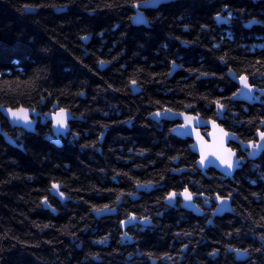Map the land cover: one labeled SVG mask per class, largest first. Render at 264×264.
Instances as JSON below:
<instances>
[{
  "label": "trees",
  "instance_id": "16d2710c",
  "mask_svg": "<svg viewBox=\"0 0 264 264\" xmlns=\"http://www.w3.org/2000/svg\"><path fill=\"white\" fill-rule=\"evenodd\" d=\"M146 1L0 0V107L65 109L81 120L57 147L45 140L50 127L28 134L0 116L23 149L0 136V264H150L121 244L118 226L158 214L165 194L184 188L230 195L233 215L195 228L190 214L169 211L163 228L141 239L143 255L158 260L186 246L185 264H264V155L219 186L197 174L186 142L149 120L166 109L211 116L233 90L230 71L264 85V29L237 25L245 35L232 43L210 36L222 7L264 24V0H179L146 12L149 27L133 26V4ZM248 112L263 117L264 107ZM259 125L254 117L247 126ZM53 184L64 202L50 196ZM105 205L117 214L96 219ZM227 248L247 249L248 259L234 263Z\"/></svg>",
  "mask_w": 264,
  "mask_h": 264
},
{
  "label": "flooded vegetation",
  "instance_id": "af4514ba",
  "mask_svg": "<svg viewBox=\"0 0 264 264\" xmlns=\"http://www.w3.org/2000/svg\"><path fill=\"white\" fill-rule=\"evenodd\" d=\"M251 1V3L255 4L256 0H248ZM259 2V1H258ZM157 10L153 9V11ZM152 10L147 11H139L136 10L134 16L137 15L138 12H141L144 14V18L146 23H143L139 26H145L149 27V21L145 16V13ZM242 11V10H241ZM244 13L246 12L243 9ZM133 16V17H134ZM230 16V19H226ZM132 17V18H133ZM219 17V19H218ZM132 20V19H131ZM213 28H215V32L210 33V36L214 39L221 40H228L230 43L234 41L235 38H238V36L245 35L242 32L236 33L235 27L239 25L243 29L244 32H250L254 28L264 29V24L261 23L258 19L252 18V19H245V15H241V13L235 12L227 7H222V9L213 16L212 18ZM239 22V23H236ZM131 23V21H130ZM254 42L262 41L261 38H258L256 35L253 39ZM239 42V41H238ZM263 50L262 47L257 49V52ZM250 53H253V51ZM178 68V71H180V67L175 65ZM173 71V68H172ZM227 77L231 84L233 85V90L230 93V96L228 97L227 101L224 103V108L219 110L217 109V104L215 106L214 112L211 116H202L200 114H193L190 113L189 108L184 109L183 112H175V113H186L189 116H193L195 118H200L204 122H211L218 127L221 128L227 135L232 137L233 141H229L227 144L228 150H231L233 153H235V156L233 159H239L240 164L236 167H234L231 170H228L227 168L223 170L222 172H217L213 168H208L204 171H199L197 169V160L198 157L191 153L190 146L192 145V142L190 140H181L183 142H186L189 147L190 153L195 158V169L197 174L204 178L207 181L214 182L218 184L219 186L226 187L229 184L235 183L238 181V178L241 176L240 174L245 172L246 170H252L255 169L256 164L260 161L262 156L264 155V150H261L258 154H255L252 157L248 156V152L253 151V149L247 148V143L249 141L256 142L259 140L258 130L264 131V116L261 117L257 114L248 112V109L253 108H263L264 107V85L261 84L259 79L254 80V78L246 76L245 74H242L247 78V82L250 85L252 89L251 95H243L241 96L239 93H237V89H240L239 85L237 83H234L228 76ZM233 75L236 77L237 80H239L241 75H236L233 73ZM233 93H237V95L234 97ZM223 105V104H222ZM240 109L241 112H238L237 110ZM164 112V111H161ZM160 112V113H161ZM40 114V113H39ZM41 117L37 118L36 120V129H45L50 127V133L47 135V138H51L52 135V125L48 121L47 118H45V115L40 114ZM258 118L260 121V125L255 128L253 131H249L248 124L249 120H252L253 118ZM149 120L153 122L154 124L158 125L160 128H163L164 130L170 131L182 125V123L178 121L169 122L163 119H159L157 121L151 120V115L149 117ZM7 123V122H6ZM74 123V122H73ZM8 124V123H7ZM72 124V123H70ZM69 124V127H70ZM9 126V125H8ZM10 128V126H9ZM11 130H20V129H12ZM166 130V131H167ZM202 136L206 137L207 134H209L210 130L208 128H201L199 129ZM70 134V131L67 135L64 137H61V141L65 140L67 136ZM171 134V133H170ZM180 140V139H179ZM243 142V144H242ZM62 146V144H61ZM195 176V175H193ZM259 179L264 181V178L259 176ZM196 183H199V180L196 181ZM153 186L149 187H142L137 188L135 190V194L131 196L132 203L138 202L140 199L141 194H149L152 190H155ZM186 188H184L181 191H171L170 193H175V198L169 202L166 198L169 196V194H165L164 200L162 203V207L159 211H157L158 214H155L152 211H143L142 215H131L136 217L135 220H133V224L122 228L121 224L118 226L119 233L118 238L120 239V242L123 246L129 245L133 247V251L135 252L136 258L138 260L146 259L150 262V264H185L187 262V257L189 251H187L186 246H182L179 250H174L176 253L174 256L171 254H167L162 256L160 259L155 260L152 258H149L146 255H143L141 253L138 246L140 245V242L142 241L144 236L147 234H152L156 229H161L165 225L164 217L169 213V211H179L184 216H193V223L195 228H199L202 223H205L206 226L215 227L216 222L223 219L224 217L228 215H233V207H232V201L230 195H221L217 193L216 191H213L212 193H207L204 190H193L190 191L189 188H187L188 192L192 194V204L196 207V209L199 211L198 215H195L191 212H188L184 210L182 205V200L179 198L180 195L184 192ZM61 192V191H60ZM220 196L223 200L221 203L220 201H217L216 197ZM56 198V197H54ZM59 201L64 202L65 198L63 197ZM207 201V203H205ZM120 205V203H119ZM220 207L222 209L221 211H216L217 207ZM108 208V211L111 213L110 216H115L117 214L116 208L110 209ZM147 218V222H143ZM127 221V220H126ZM211 221V222H209ZM180 235V234H179ZM178 235V236H179ZM231 249H226V256L228 255V258L232 260L234 263H238L239 261H236L234 255L230 252ZM217 257V256H216Z\"/></svg>",
  "mask_w": 264,
  "mask_h": 264
},
{
  "label": "water",
  "instance_id": "95a60500",
  "mask_svg": "<svg viewBox=\"0 0 264 264\" xmlns=\"http://www.w3.org/2000/svg\"><path fill=\"white\" fill-rule=\"evenodd\" d=\"M179 0H149L146 1L142 4H139V7H135L136 10L139 11H147V10H153L158 8L160 5H164V4H169L172 2H176ZM142 16V18L145 20L144 18V14L141 12H138L136 16H134L131 20V24L133 26H139L143 23H136L134 22V18L137 16ZM82 42L87 45L89 42V39H83ZM178 71V68L176 66H173V71L170 74V76H172L174 73H176ZM229 78L234 82L237 83L240 87V92L239 94L241 96L243 95H251L252 94V89L249 92L248 89H245L242 87V85L240 84V80H237L236 77L233 75V73H229L228 74ZM9 108H3L0 107V116L8 123V125L10 126V128L12 129H20L22 131H24L25 133L28 134H36V120L37 118L41 117V115L36 112L33 111L31 109H27L28 110V119L30 121V124H25L24 121L20 120V121H13L12 117L9 116L8 114V110ZM19 109V108H18ZM26 109V108H23ZM15 110V109H13ZM187 111V108H186ZM54 112H59V110H54L52 111V113L46 114L45 118L48 119V121L51 123L52 125V137L51 138H46V141H49L50 143H52L53 145L57 146V147H61L62 141H61V137H64L65 135H67L70 131V127L69 124L73 123V122H78L81 121L79 118H74L70 112L66 111L67 114V128H60L58 126H54L53 120H52V114ZM183 114V115H181ZM185 116H189L186 113H174L172 111H164L161 112V115L159 117L152 115L151 116V120L152 121H157L159 119H163L169 122H173V121H178L180 123H182V125H185ZM189 117H193V116H189ZM185 127H175L173 128L170 133L172 136L180 139V140H190L192 142V145L190 146V151L192 154L196 155L198 157L197 160V169L199 171H204L208 168H213L214 170H216L217 172H222L223 170H225L226 168L220 164V161L216 158L215 155H212V147L214 144H218V142L221 140V138L223 139V148L227 149V144L229 141H233L232 137H230L229 135H223L225 132L221 129L218 128L217 126L214 127L213 123L211 122H204L202 121L200 118H195ZM201 128H208L210 130L209 134L206 135V137L202 136L200 133ZM175 130V131H173ZM222 130V131H221ZM197 133L199 134V139L197 137ZM0 136L3 138L4 142L6 144H8L9 146L16 148L20 151H23V149L19 146L16 145V143L6 134L2 131L1 128V124H0ZM204 145L206 152L208 153L207 156V161L206 163L201 166L199 161L201 159V145ZM261 151V150H260ZM260 151H257L256 154H258ZM59 187V191H56L55 189H53L51 187L50 190V196L51 197H56V198H60V191H61V187L58 185ZM182 200V205L181 207L188 211L191 212L195 215H198L199 211L196 209V207L192 204V200L190 202L185 201L184 196L181 194L179 197ZM62 199V198H61ZM42 206H44V208L46 210L51 211L52 213H55V211L50 208L47 204L45 203H41ZM111 213L108 211V209H105L102 212H97L94 213V217L96 219H100L102 217H106V216H110ZM128 221V220H127ZM133 224V221H131L130 223H126L124 225L121 224L122 228L128 227L130 225ZM230 252L235 256L236 261L239 262H244L248 259V255L242 251H240V254L237 253V251L235 250H230Z\"/></svg>",
  "mask_w": 264,
  "mask_h": 264
},
{
  "label": "snow or ice",
  "instance_id": "6c2138e0",
  "mask_svg": "<svg viewBox=\"0 0 264 264\" xmlns=\"http://www.w3.org/2000/svg\"><path fill=\"white\" fill-rule=\"evenodd\" d=\"M133 7H139L138 4H133ZM219 19V17H218ZM226 19H230V16ZM134 22L136 23H146V21L142 18V16H137L134 18ZM103 63V62H101ZM175 66V65H174ZM240 80V84L242 85L243 88L248 89L249 92L251 91V87L247 82V78L243 75L240 76L239 78ZM133 84H135V81H132ZM240 92V89H237V93ZM237 93H233V96L235 97L237 95ZM217 104V109H218V114H219V110L224 108V105L220 104L218 101L216 102ZM8 114L9 116L12 117L13 121H24L25 124H30V121L28 119V110L27 109H23V108H19V109H8ZM34 111V110H33ZM170 111V109H166L165 110ZM153 115L159 117L161 115L160 112H156ZM183 115V114H181ZM185 125H180L179 127H185L186 125H188L194 118L193 117H189V116H185ZM52 120L54 123V126H58L60 128H67V114H66V110L65 109H60L59 112H54L52 114ZM213 126L216 127V125L213 122ZM175 131V130H173ZM222 131V130H221ZM223 135H227L226 133H224ZM258 135H259V140L256 142H251L249 141L247 143V148L253 149V151L248 152V156L252 157L256 154L257 151L260 150H264V131H259L258 130ZM197 137L199 139V134L197 133ZM243 144V142H242ZM213 151H212V155H215L216 158L220 161V164L223 165L225 168H227L228 170L233 169L234 167L238 166L240 164V160L239 159H233V157L235 156V153H233L231 150H227L223 148V139L221 138V140L218 142V144H214L213 146H211ZM207 156L208 153L205 150L204 145H201V159L199 161L200 165L203 166L206 161H207ZM52 188L55 189L56 191H59V187L56 184L52 185ZM61 198H63L64 194L62 192L59 193ZM175 193H170L169 196L166 198L169 202H171L174 198H175ZM182 195L184 196L185 201L190 202L192 200V194L190 192H188L187 188L184 190V192L182 193ZM119 199V197H118ZM217 201H220L221 203L223 202L222 198L218 195L216 197ZM43 203L47 204V201H43ZM205 203H207V201H205ZM50 207V206H49ZM105 209H108V206L105 205L102 209H94L96 212H102ZM110 210V209H109ZM222 209H220L219 205L217 207L216 211H221ZM136 217L134 216H129L128 221H121V224L124 225L126 223H130L131 221L135 220ZM143 222H147V218H145V220ZM211 222V221H209ZM261 240H264V236L260 237ZM237 251L238 254H240V250H235ZM245 253L247 252V249L243 250ZM212 255H215V253H212Z\"/></svg>",
  "mask_w": 264,
  "mask_h": 264
}]
</instances>
